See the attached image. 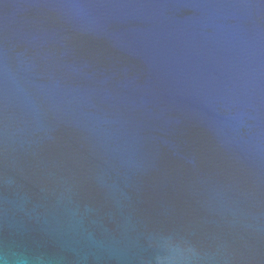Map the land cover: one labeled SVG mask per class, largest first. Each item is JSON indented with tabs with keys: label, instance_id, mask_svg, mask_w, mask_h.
<instances>
[{
	"label": "water",
	"instance_id": "water-1",
	"mask_svg": "<svg viewBox=\"0 0 264 264\" xmlns=\"http://www.w3.org/2000/svg\"><path fill=\"white\" fill-rule=\"evenodd\" d=\"M0 264H264V0H0Z\"/></svg>",
	"mask_w": 264,
	"mask_h": 264
}]
</instances>
